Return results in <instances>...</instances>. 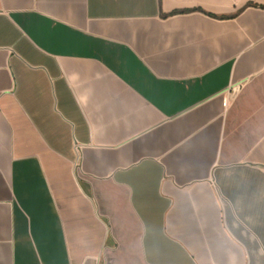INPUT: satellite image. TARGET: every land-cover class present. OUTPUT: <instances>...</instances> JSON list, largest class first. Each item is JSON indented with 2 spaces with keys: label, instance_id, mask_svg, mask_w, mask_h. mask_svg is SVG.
Masks as SVG:
<instances>
[{
  "label": "crops",
  "instance_id": "crops-1",
  "mask_svg": "<svg viewBox=\"0 0 264 264\" xmlns=\"http://www.w3.org/2000/svg\"><path fill=\"white\" fill-rule=\"evenodd\" d=\"M0 264H264V0H0Z\"/></svg>",
  "mask_w": 264,
  "mask_h": 264
},
{
  "label": "built area",
  "instance_id": "built-area-1",
  "mask_svg": "<svg viewBox=\"0 0 264 264\" xmlns=\"http://www.w3.org/2000/svg\"><path fill=\"white\" fill-rule=\"evenodd\" d=\"M239 89V85L238 84H233L230 86L228 94L232 95L234 94L237 90Z\"/></svg>",
  "mask_w": 264,
  "mask_h": 264
}]
</instances>
